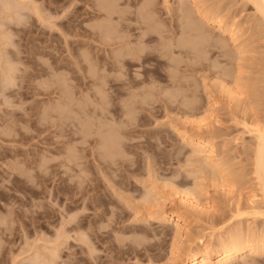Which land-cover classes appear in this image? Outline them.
<instances>
[{
  "label": "rangeland",
  "instance_id": "1",
  "mask_svg": "<svg viewBox=\"0 0 264 264\" xmlns=\"http://www.w3.org/2000/svg\"><path fill=\"white\" fill-rule=\"evenodd\" d=\"M2 1L0 264H38L39 260L41 264L43 259V263L47 264L53 261V264H171L166 256L170 251V235L167 237L166 234L155 233L163 230L171 232L172 224L147 221L140 216L144 208L140 210L138 204L141 205L140 199L145 196L143 193L149 191L151 186L167 199L166 202L172 199L179 202L191 189L193 196L202 204L207 201L204 205L214 204V215L211 213L198 220L190 218V230L196 236L200 233L217 236L220 232L228 231L238 220L244 226L250 223L256 225L251 218L249 221L246 218H234L230 222L229 212L230 204L239 199L245 206L250 203L252 184L246 183L232 200L231 195L227 196L221 187L215 188L213 182L200 172L198 158L192 156L191 147L180 140L174 129L186 128L194 134L203 131L197 130L195 124L207 116L202 111L207 107V95L214 80L213 44L219 40L229 49H236L227 33L216 35L219 32L214 31L213 24L201 19L203 16L189 2L190 17H186L178 9L180 0H154L155 7H152L148 18L145 15L144 0H103L116 3L120 10L124 9L131 16L126 21L131 23V29H124V34L135 38L142 32L138 27L143 26L152 32L153 37L145 43L152 53L146 64L147 81L142 80L145 78L143 75V82L133 89L136 93H126L121 97L115 93L116 85L113 83H108L106 88L109 92L103 93L101 81H82L75 79L69 72L67 58L71 47L79 48L86 43L81 36L70 33V18L76 16L81 19L82 14L93 10L91 8H94L95 0H18L19 3L13 4H19V9L17 5L16 9L12 7L14 5L10 7L13 12L10 9L4 10ZM9 1L11 4L17 0ZM233 1L202 0L203 4L200 5L210 11L209 7L213 8L215 4H228L224 14L235 17L240 31L245 33L239 40L248 38L255 43L257 51H263L264 39L254 27L249 28L247 23L254 9L249 6L244 8L242 0L236 5ZM87 15L82 18L90 17ZM102 20L104 18L88 21L86 26L97 28L96 24ZM195 25H199V28L192 29ZM181 41H186L184 48L176 46ZM9 69L10 73L12 71V81H15L13 85L10 82L12 78L4 76ZM140 70L143 71V68ZM10 73L7 74L9 77ZM257 76L264 77V74L257 73ZM2 79L4 82L8 79L6 85ZM263 82L264 79L259 84L263 85ZM124 103H127L128 108ZM141 105L150 108L143 109ZM200 106L203 108L198 110ZM232 123H227L231 128L226 130L233 136L241 133V140H238L240 146V141L244 142L243 137L246 140L249 135L243 132L241 124ZM87 134L89 137H86ZM234 143L232 140V146H235ZM96 165H100L99 169ZM197 181L202 182L201 190L195 187ZM211 196H214L216 204L208 198ZM97 207L100 209L97 210ZM221 216L224 220L213 228L208 227L210 217ZM257 227L263 229L261 224ZM110 245L114 248L118 246V255L110 256ZM120 249L123 253L119 252ZM49 251H56V254ZM111 252L116 254L115 251ZM50 253L53 256L59 255L54 260ZM37 254H42V257L39 256V259ZM43 255H49L52 261L49 256L47 259ZM114 256L117 257L116 261L112 260ZM48 260L52 263H48ZM255 260L264 262V255L255 256ZM236 263L242 264L241 260Z\"/></svg>",
  "mask_w": 264,
  "mask_h": 264
},
{
  "label": "bare ground",
  "instance_id": "2",
  "mask_svg": "<svg viewBox=\"0 0 264 264\" xmlns=\"http://www.w3.org/2000/svg\"><path fill=\"white\" fill-rule=\"evenodd\" d=\"M6 1L8 3L10 2L9 0H3L2 2H4V4L3 3H1V4H3L4 10H8V11L12 10V9H10V7H11V5H14L13 3H16V2L19 3L20 2L17 0L15 2H12L11 4L10 3L8 4ZM70 1H72V0H70ZM105 1L95 0V6H94V8H91L93 10L92 11H89V10L86 11L84 14H82L80 16L81 19L76 18V16L70 18L71 19L70 23H69L70 33H72L73 35L81 36L82 39H84L86 41V43L81 45L79 48H76L74 46L71 47V50H70L71 53L69 52L70 55L67 58L68 68H69V72L72 74V76L75 79H80L82 81H90V82L101 81L100 88H101V91H103V93L109 92L108 89L106 88V85L108 83L115 84L116 85L115 93L122 97L126 93H130V94L136 93L133 91V89H135L137 87L138 83L143 82V81L144 82L147 81L148 75H146L145 71H146V68L148 66L146 67V64L148 63V60H149L152 53H151V51H149L146 48L145 43L147 41L152 40L153 37H152V32L148 31L143 26L138 27V29L142 30V32L135 38H131L130 36L124 34V31H123L124 29H126V28L131 29V26L129 25L131 23H129V24L126 23L127 20L129 21L131 16L129 14H127L125 11H123L124 9L120 10V8L118 7V5L116 3H106ZM144 1H145L144 7L146 8L145 15H146V17L149 18L148 14H150L152 7L155 5V2H154V0H144ZM238 1H240V0L233 1V4H235V5L238 4ZM188 2L191 3L192 6H194L195 9L203 16V18L200 17L201 19L205 20L207 23L213 24L214 31L219 32V33H216V35H225L227 33L229 35V39H231V41H233L235 43L236 49H234V50L229 49L228 46L221 44V42L219 40L213 44V47L215 48L214 49V57H215L214 59L215 60H214L213 68L215 70H214V72L212 71L213 72L212 78L214 80L212 82V88H211L210 92L208 93L209 95H207L208 96L207 107L205 106L206 108L202 111V113H204L203 115L207 114V116H206V118L204 117L203 119H200V121L198 120L197 123L195 124L197 130L203 129V131L199 134H194V133H190L186 128L182 129L179 127H175L174 129H176V131L180 137V140L183 143H186L188 146L191 147L192 152H193L192 156H196L198 158V164H199L200 172L202 174H204V176L206 178H208L210 181L213 182V185L216 186L215 188L218 189V187H221L222 191L225 194H227V196L231 195L230 198H232V200L234 197L237 196L236 195L237 192H239V191L241 192V190H243L244 185L246 183L252 184V189H253L252 195L253 196H251V197L249 196L251 199L249 200L250 203H248V205L246 204V206H245V205L241 204V201H239L240 199L238 201H236L234 204H230L231 205L230 209H229V212L231 213L230 222L234 218H246L247 220L249 218H251V219H253V222H255L257 226L259 224H261L263 229L260 230V229H258V227L256 225H250L251 223L248 224L247 226H244L241 223L242 221L238 220V223H233L234 225L228 231L220 232L217 236H215L216 234L214 235L212 233H208V234L207 233H200L201 235H199V236L194 235L190 230V228H191V226H190L191 225V223H190L191 219L190 218H197L196 220H198V218H202L204 216L208 217L211 213L214 215L216 212L214 211L215 209L213 210L214 204L204 205L208 201L202 204L201 203L202 201L199 202V200H197L196 197L193 196V194H192L193 191L192 192L190 191L191 189L188 192H186L183 197H181V200H179V202H177L179 204H177L173 199L166 202L167 199L164 196L160 195L159 192H156L155 189L153 190L152 189L153 186H151V188L148 189L149 191H147L146 193H143V195L145 194V196H143V198L140 199L141 205L138 204V207L141 206L140 210L142 208H144V210H142L143 213L140 216L142 219L147 220V221H157V222H164L167 224L168 223L172 224L173 230L171 232L163 230L160 232L156 231V233H155V235L166 234L167 237H168V235H170V241H171L170 247H169L170 251H169V253H167V255L166 254L165 255L168 257L167 261L169 260V262H171V264H237L236 262L238 260H241L242 264H264V262H259V261L255 260V256L264 255V82H263V85L259 84L260 81L264 79V77H258L257 76V73H263L264 74V50L263 51H257V48L254 45L255 43L253 44V41L249 40L248 38L243 39V40H239L242 38L241 36H243L245 33H242L240 31L239 24H237V22H236L237 19L235 17L231 18V15L226 14V13L224 14V12L227 11V9H228V6H227L228 4H225L222 6L220 4L216 5L214 3L215 7L214 6H212L213 8L209 7L210 11H208L205 9L206 7L203 8L200 5L202 3V0H180V4H179L178 9L181 12L185 13L186 17H190V6L191 5L190 4L188 5ZM6 3L8 4L7 5L8 7H6ZM165 3H166V1H165ZM242 3H243L244 8L249 6V7H252L254 9V11L252 9V11L254 12L252 14V18H248L247 23L249 24V28L254 27L257 30L258 35H261V38L264 39V0H242ZM16 5H14L12 7L15 8V6H16L18 8L19 4H16ZM239 5H240V3H239ZM89 6H91V5H89ZM5 7H6V9H5ZM35 8L37 9V7H35ZM15 9H14V11L16 12ZM237 10H238V8H237ZM12 12H13V10H12ZM18 12H20V11H18ZM233 12H236V10H233ZM10 14H12V13H10ZM87 14H89L90 17H85V18L83 17L82 18V16H84V15L86 16ZM200 14H198V15L200 16ZM16 15H18V13ZM10 18H12V17H10ZM101 18H104V20H102V22L99 21L100 24H98V23L96 24L97 28H94L92 26H91V28H88L86 26V23L88 21H93L95 19L98 21ZM42 19H43V17H42ZM20 21H21V19H20ZM197 26H199V25L193 26L192 29H198L199 27H197ZM241 27H243V26H241ZM7 33H9V32H7ZM146 35H147V38H146ZM67 41L68 40H66V42ZM185 43H186V41H181V42H178L177 45L176 44L175 45L180 47V48H184L186 46ZM67 46H68V44H67ZM263 46H264V43H263ZM81 49H83V51H81ZM196 58H198V57H196ZM9 66H10V64H9ZM149 66H150V64H149ZM141 68H143V71L140 70ZM10 70L11 69H9V72H6V74H4V76L6 75L5 77L6 78L8 77V79L12 78V76H11L12 71L10 73ZM3 71H4V68H3ZM9 73H10L11 77H9L7 75ZM207 73H208V71H207ZM143 75H145V78H143L142 79L143 81H142L141 77ZM7 80L5 79V82H4L2 79L3 84L6 85ZM12 80H13V78L11 79L10 82L13 85V83L15 81L13 82ZM7 84H9V82H7ZM5 85H4V87H5ZM144 88H146V87H144ZM5 89H6V87H5ZM96 89H97V87H96ZM125 90H127V92H125ZM143 91H141V92H143ZM105 97H108V96H105ZM129 100H130V98H129ZM102 102H103V100H102ZM122 102L123 101H121V103ZM124 102H125V100H124ZM100 106H101V104H100ZM124 106L127 107V103H124ZM140 107H142V105ZM142 108L148 109L150 107H142ZM202 108H203V106L202 107L200 106V108H198V110H201ZM231 121L235 124H241L243 127V132L248 133L249 139L246 138V140H245V138L243 137V141L244 142L247 141V143L240 141L242 144L240 143V146H238V144H239L238 140L241 138V137H239L241 133L239 134V136L238 135L233 136L231 132L227 131L229 128H231L227 123L228 122L230 123ZM100 122L101 121H99V123ZM93 123H91V124H93ZM184 124H186V123H184ZM118 126H120V124ZM101 127H102V125H101ZM81 130H82V127H81ZM82 132H83V130H82ZM87 132L88 131H86V133ZM90 132H91V130H90ZM96 132H97V130H96ZM103 133H105V132H103ZM84 135H85V133H84ZM116 135H118V134H116ZM86 137H89V135ZM232 140H234L235 146H232L233 145ZM105 141H106V138H105ZM112 142H113V140H112ZM108 148H109V146H108ZM109 154H111V153H109ZM70 157H72V156H70ZM69 161H70V159H69ZM97 167H98L97 169H99L100 165ZM151 175L152 174H150V177H151ZM104 177H105V175H104ZM151 178H153V177H151ZM201 178L203 179V177H201ZM199 179H197V180H199ZM152 180H154V179H152ZM89 181H91V180H89ZM91 183H92V181H91ZM148 183H149V181H148ZM161 183H160V186H161ZM201 183H198V181H197V183L195 184V187L199 190H201L200 188L202 187ZM153 185H155V184H153ZM156 185H158V184H156ZM164 186H166V185H164ZM205 186L206 185H204V187ZM112 188H114V187H112ZM153 188H155V187H153ZM168 188H170V187H168ZM89 190H90V188H89ZM118 190L119 189L117 188V191ZM181 190H182V188H181ZM245 190H247V189H245ZM184 191L185 190H183V193H184ZM91 192H92V190H91ZM196 192H197V190H196ZM208 194H210V193H208ZM238 194H240V193H238ZM88 195H90V194H88ZM241 195H243V194H241ZM89 197L90 196H88L87 199H89ZM91 197H93V196H91ZM239 197H240V195H239ZM208 198H210L212 203H215L214 196H211ZM135 199L137 200V198H135ZM88 201H90V199ZM91 203H93V202H91ZM138 203H140V202H138ZM95 205H93V206H95ZM88 206H89V204H88ZM180 207H182V208H180ZM98 209H100V208L97 207V210ZM140 210H137V211L140 212ZM221 213L223 214V212H221ZM97 214H98V212H97ZM223 216H225V215L223 214ZM213 217H210V220H208L209 224L206 223L207 225H209L208 226L209 228H213L218 222L224 220L222 216L219 218H213ZM109 218L110 217H108V219ZM109 220H112V219L110 218ZM230 222H227V223L232 224ZM108 224H110V223H108ZM222 225L225 226L224 222ZM223 226H222V228H223ZM213 232H214V230H213ZM117 238H116V240L118 241ZM145 239L147 240L146 237H145ZM151 239H153V238H151ZM119 242H121V241L119 240ZM119 242H118V245H119ZM121 243H120V245H121ZM142 243H144V242H142ZM135 244H136V242H135ZM111 246L112 245H110V247ZM139 246L142 247L141 244ZM108 247H107V249H108ZM90 248H91V246H90ZM116 248H118V246H115V248H114V246H112L111 251L116 252L119 249L118 248L116 250ZM52 249L57 250V248H52ZM91 250H89V251H91ZM109 250H110V248H109ZM111 251H110V256L111 255H118L117 252H116V254H113V252H111ZM120 251H121V249L119 250V252ZM49 252H51V251H49ZM54 252L55 253H53V252H51V253L54 255V254H56V251H54ZM136 252L137 251H135V253ZM51 253H50V255H52ZM53 255L51 257H53V259L55 260V256H57L59 254H57L55 256H53ZM39 256L42 257V254L38 255V258H39ZM43 256H45V255H43ZM48 256L47 257L45 256V257L47 259H49ZM51 257L49 259L50 261H52ZM35 258H36V256H35ZM121 258L123 259V257H121ZM113 259H115V261H116L117 257L114 256V258H112V260ZM160 259H161V257H160ZM49 260H48V263H52ZM108 260H109V258H108ZM36 261H38V260H35V262ZM42 261L44 262V259ZM161 261H162V259H161ZM40 262H41V260H39V262H37V263L40 264ZM43 262L41 264L46 263V262L45 263H43ZM53 263H55V262L53 261ZM124 263H126V262L124 261ZM157 264H159V263H157ZM166 264H167V262H166Z\"/></svg>",
  "mask_w": 264,
  "mask_h": 264
}]
</instances>
